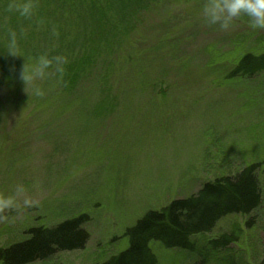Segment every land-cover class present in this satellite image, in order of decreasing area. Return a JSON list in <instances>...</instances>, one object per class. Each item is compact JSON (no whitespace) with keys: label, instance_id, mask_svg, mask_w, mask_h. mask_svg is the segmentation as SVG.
I'll return each mask as SVG.
<instances>
[{"label":"rangeland","instance_id":"obj_1","mask_svg":"<svg viewBox=\"0 0 264 264\" xmlns=\"http://www.w3.org/2000/svg\"><path fill=\"white\" fill-rule=\"evenodd\" d=\"M47 2L0 0V34L19 25L24 41L13 67L0 63V107L12 105L0 116V247L25 240L32 227L84 215L83 248L28 264H102L127 248L126 230L147 211L256 162L261 202L255 210L229 214L194 235V251L158 242L150 248L158 264L264 263V72L230 74L242 53L264 52V29L250 28L245 17L228 30L209 25L201 17L203 0L158 5L129 20L120 47L84 63L90 83L126 89V99L121 92L109 114L94 102H77L60 118L57 26L71 18V5ZM24 4L30 15L16 10ZM41 58L59 76L52 84L41 75L48 70ZM224 233L235 241L209 250L208 240Z\"/></svg>","mask_w":264,"mask_h":264},{"label":"trees","instance_id":"obj_2","mask_svg":"<svg viewBox=\"0 0 264 264\" xmlns=\"http://www.w3.org/2000/svg\"><path fill=\"white\" fill-rule=\"evenodd\" d=\"M47 1L49 4L54 0ZM56 1L60 4L69 2L71 5L69 9L71 18L68 20L67 17L65 18L62 28L57 26V29L61 30L60 50L57 51V55L60 56V79L59 76L55 77L52 64L49 62L46 74L41 71V75L46 76L47 82L51 81L49 84L56 81L54 78L59 79L57 83L60 86V118L65 117L64 115L69 116L71 113L64 114L63 110H69L77 102L84 104L94 102L96 111H98L96 107L99 106L101 108L99 113L109 114L115 107L121 92L124 93L122 99H126V89L125 92L115 90L111 92L110 89L97 88L98 84L90 83L88 80L85 64L89 65L96 61L95 53H104L105 50L112 52L114 46L120 47L125 36L130 35L129 20L137 21L136 16L142 15L143 12L152 13V10L158 9V5L161 7L171 0ZM0 6L4 7L2 3ZM50 14L52 12L48 11L45 15ZM14 27L15 34H18L16 42L19 54L22 53L24 46V41L20 39L23 29L19 25ZM50 28L52 26L47 25L41 30L46 39ZM12 32L9 30L6 35L0 34V63L4 62L6 69L9 67L7 65L13 67V63L16 62L7 48L9 34ZM67 32L71 34L70 37L66 36ZM70 53H76V55L70 58ZM128 54L130 57L133 55L131 52ZM1 57H4V60ZM234 64L230 73L232 76H252L262 73L264 72V52L258 54L244 52ZM119 76L118 74V78ZM83 81L89 82V86L85 89L81 87ZM119 81L121 82L120 78ZM46 93L49 95L48 90ZM10 107L12 105L9 103L0 107V116L7 114ZM258 169V163H248L233 175H224L205 182L194 194L171 200L158 210L147 211L126 230L127 248L111 256L102 264H158L150 248V242H158L165 248L194 251L195 246L192 241L194 235L209 232L218 220L229 214H248L259 206L261 186L257 175ZM86 219V216L79 215L64 219L51 227L30 228L29 236L25 240L12 243L7 247H0V263L28 264L46 259L60 251L83 248L89 237L83 227ZM235 239L233 234L224 233L209 239L207 247L209 250L223 249Z\"/></svg>","mask_w":264,"mask_h":264},{"label":"clouds","instance_id":"obj_3","mask_svg":"<svg viewBox=\"0 0 264 264\" xmlns=\"http://www.w3.org/2000/svg\"><path fill=\"white\" fill-rule=\"evenodd\" d=\"M20 15L31 14V5L24 4L16 9ZM201 17L209 25H218L222 30L232 27L235 20L245 17L252 29H264V0H203ZM9 54L18 55L15 33L9 34L7 44ZM48 61L41 58V68L46 67ZM25 79L26 77L23 76ZM39 94V93H38Z\"/></svg>","mask_w":264,"mask_h":264}]
</instances>
